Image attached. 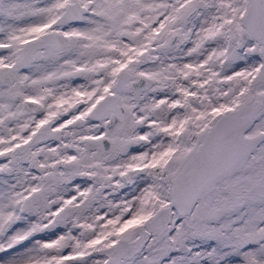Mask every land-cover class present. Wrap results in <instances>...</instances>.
I'll return each mask as SVG.
<instances>
[{"label": "snow or ice", "instance_id": "snow-or-ice-1", "mask_svg": "<svg viewBox=\"0 0 264 264\" xmlns=\"http://www.w3.org/2000/svg\"><path fill=\"white\" fill-rule=\"evenodd\" d=\"M0 264H264V0H0Z\"/></svg>", "mask_w": 264, "mask_h": 264}]
</instances>
